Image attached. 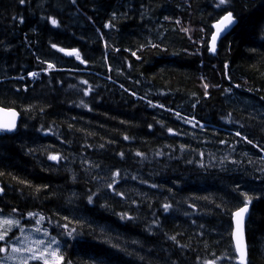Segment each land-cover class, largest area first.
<instances>
[{"label":"trees","instance_id":"trees-1","mask_svg":"<svg viewBox=\"0 0 264 264\" xmlns=\"http://www.w3.org/2000/svg\"><path fill=\"white\" fill-rule=\"evenodd\" d=\"M216 3L26 0L20 5L0 0V90L9 97L0 107L21 115L16 133L0 136L2 233H17V226L3 220L19 219V227L23 221L31 230L39 226L56 235V221L63 222L71 207L78 209L81 223L70 227L79 235L61 239L72 246L64 254L73 264H92L90 257L99 249L115 252L111 244L132 253L116 254L120 264H227L226 254L236 264L231 213L238 204L232 189L239 182L243 190L254 188L261 196L250 205L246 237L248 264H264V48L259 47L264 23L255 45L247 42L242 21L212 55L207 51L212 25L223 14ZM228 7L237 19H253L264 13V0H230ZM49 16L61 26L43 19ZM105 23L111 26L104 28ZM149 40L158 48L147 45ZM51 43L76 49L87 63L51 49ZM37 56L62 70L45 74ZM29 71L39 77L30 79ZM20 75L25 80L11 79ZM25 85L27 92L14 94ZM89 86L92 91L84 96L81 90ZM81 100L87 108L78 106ZM149 100L163 107L149 106ZM29 104L33 110L25 111ZM176 112L195 117L204 129L177 119ZM237 131L253 144L237 137ZM48 155L67 159L52 161ZM116 171L120 176L114 187L124 192L123 199L105 188ZM153 183L158 187L151 188ZM89 189L100 190L93 205L87 204ZM105 203L108 207H100ZM164 203L172 204L168 213ZM29 211L37 216L24 221ZM121 212L134 219L121 220ZM39 215L45 219L37 225Z\"/></svg>","mask_w":264,"mask_h":264},{"label":"snow or ice","instance_id":"snow-or-ice-1","mask_svg":"<svg viewBox=\"0 0 264 264\" xmlns=\"http://www.w3.org/2000/svg\"><path fill=\"white\" fill-rule=\"evenodd\" d=\"M18 3L20 5H24L26 3V0H18ZM229 3H230V0H217L215 7L219 9L223 14L212 25V27L216 31H214L211 34L210 42L207 45V51L209 53H212V54L217 53V41L220 37L221 32H224L226 29L233 27V26H236V27L241 26L242 21H243V27L245 31V38L247 42L253 45H255L257 42V39H258L257 31H258L260 24L264 23V13H262V15L258 18H253V19L239 18L237 19L233 15L234 9L229 10V7H228ZM71 4L73 5L77 4V0H71ZM113 16H115V13H113ZM43 19H46L51 24L52 27L59 28L61 26L59 21L51 16L43 18ZM164 19L168 20L169 17L165 16ZM13 20L16 21L17 17H13ZM18 22L23 24L25 22L24 18L20 17ZM177 23H179V21H177ZM110 26H111L110 23H105L103 25L104 28H109ZM183 30L188 31V29H183ZM201 31H203V29H201ZM99 39L101 41H104L103 33L100 34ZM259 39H260L259 47L264 48V37H260ZM147 45H149L152 48H158V45L153 43L150 40L147 41ZM50 48L56 49L59 53H65L69 57L74 56L75 59L80 62V64L87 63L85 59L81 58L80 52L77 51L76 49H72L71 51H69L68 49L64 47H58L56 43H51ZM105 48H107L106 43H105ZM113 51L119 52L120 50L118 48H114ZM253 51H255V48H253ZM132 55L135 56L136 53L133 52ZM137 58L139 59V57ZM36 59L40 62V64L46 65V67L41 69V71H43L45 74H48L50 70H56V71L62 70V69H57L56 65L52 62L41 60L39 56H37ZM104 59L107 60L106 53L104 55ZM224 68L227 69L228 65L224 64ZM27 76L32 77V78H37L39 77V73L35 71H29L27 73ZM11 79L23 81L25 80V76L20 75L18 77H13ZM109 79H111V77H109ZM81 84L88 85V81L82 80ZM203 86L205 89L204 95L207 96L208 95L207 89L209 88V85L205 83ZM69 87L75 88L76 86L69 85ZM121 87L123 88V85H121ZM236 87H239V85H236ZM9 91H13V90H9ZM21 91L27 92L28 91L27 85H25L23 88H15L14 94L19 95ZM81 91H83L84 96H88L89 93L92 91V89H91V86H89L88 88L82 89ZM125 91H127V89H125ZM131 95L135 96L136 93L133 92L131 93ZM8 99L9 97L7 93L0 90V102L6 101ZM148 105L153 106V107H161V108L163 107V105H153L152 101L150 100L148 101ZM78 106H83L85 108L88 107V105L83 100L80 101V105ZM195 106H196L195 104L192 105L193 108H195ZM32 110H33V105L31 104H29L25 108V111H32ZM39 110L41 112L44 111L43 108H40ZM0 111H4V109L0 108ZM89 111H91L90 108H89ZM9 114L12 117V119L4 123H0V133H16L17 132V125L15 122L16 112L10 111ZM175 116L177 117V119H183L185 123H191L192 127L194 128L199 127L202 130L204 129V125L200 121H195V117H186V116L181 117L180 112H176ZM193 121H195V123H192ZM69 127H71V125H69ZM148 128L151 129L152 125L149 124ZM167 131L168 133H173L172 128H168ZM174 134H178V133H174ZM235 135L247 141L248 144H253V141L249 140L246 136L242 137L239 131H237ZM124 139L128 140L129 137L124 136ZM221 143H224V141H221ZM100 147L103 148L104 145L101 144ZM29 151H33V150L29 149ZM262 151H264V149H262ZM118 155L121 158H123L125 154L121 152V153H118ZM135 155L139 157L142 155V153L136 152ZM201 155H203V153H201ZM245 155H247V153H245ZM47 159L59 162L61 159H67V157H61L58 155H48ZM260 159H261V162L264 163V156H262ZM189 163H191V161H189ZM221 163H223V161H221ZM232 163H236V162L232 161ZM249 163H252V161L249 160ZM202 166L203 165H201V167ZM96 167H100V165H96ZM260 170L261 172H264V168H261ZM69 171H71V169H69ZM3 174L4 173H0V175H3ZM118 176H120L119 171L113 172L112 177L109 179L108 182H106L105 188L109 192H111L112 195L123 199L125 197L124 192L117 191L114 187L117 184V180L115 179V177H118ZM132 179L135 180L136 177L133 176ZM72 180L73 181L76 180L75 175L72 176ZM141 183H145V181H141ZM43 187L46 189L48 186L44 185ZM150 187L157 188L158 185L153 183L150 185ZM39 190L40 189L37 188V191ZM169 191H171V189H169ZM232 192L235 194L236 199L238 201L236 210L231 213L232 218L235 219L236 221V228H235V232L233 233L235 237V241H236L234 254L236 255V258L241 261V264H247L246 260L244 259L245 257V243H244V238H243L244 223H245L246 216L249 214V207L252 204L253 200L254 199L258 200L261 198V196L256 195V190L254 188H249L248 191L243 190L239 182L235 183L234 188L232 189ZM3 194H4V189L0 187V195H3ZM75 195H76L75 193L72 194V196H75ZM99 196H100L99 189H97L95 192L89 189L88 192L86 193L87 204L93 205L95 201L99 199ZM72 202H73L72 198L69 197V200H68L69 205H71ZM133 203H135V201H133ZM100 207L106 208L108 207V205L105 203V204L100 205ZM189 207L195 208L196 205L191 204L189 205ZM216 207L220 208L221 205H216ZM162 208L165 213H168L169 210L172 208V204L164 203L162 205ZM221 210H224V209H221ZM66 211L69 212V215L62 216L61 219L63 222H61L60 220L56 221V224L53 228V231H55L56 228L60 229V231L56 235H52L51 232L47 228H45L43 231H41L40 228H36L35 231L39 237L37 239H32L28 236L23 235L24 229L22 227H19L20 225L19 219L3 220L4 224L10 225V226L12 225L17 226L19 228L21 236H16L14 233L12 235H9L8 233L10 229L6 230L4 233H0V264H13V262H15V264H30V262H37V264H73L72 259L67 258L64 254V251L67 248H71L72 246L68 244L67 241L62 240L61 238L66 236L68 238L75 239L74 234L79 235V232L77 231L76 227H70V225H72L73 223L79 225L81 221L75 216V213L78 211V209L70 207L66 209ZM89 211H92V209H89ZM11 213L15 214L16 209L12 208ZM3 215H4L3 210L0 209V216H3ZM117 215L119 216L121 220L131 221L134 219V217L128 215V213L126 212H121V213H118ZM27 216L29 218H35L37 214L29 211L27 213ZM44 219L45 218L43 215H39V218L35 219V223L39 225ZM48 222L51 223V220H49ZM195 222L196 221H193V223ZM153 223L159 226L157 221H153ZM200 227L203 228V225H201ZM201 235H203V233H201ZM169 239L175 241L176 237L172 236V237H169ZM101 243H108V242L101 241ZM133 243L135 244L138 242L133 241ZM62 245H63V248H62ZM81 247H86V244H82ZM110 248L114 249L115 252L109 251V249L107 248L97 250L95 254L92 257H90L92 264H120V262L117 259H115L116 254L120 252H124L127 255H132V253H127V250L124 248H121L118 244H111ZM141 259H143V257H141ZM223 259L227 262V264H230L232 255L226 254L223 257Z\"/></svg>","mask_w":264,"mask_h":264},{"label":"water","instance_id":"water-1","mask_svg":"<svg viewBox=\"0 0 264 264\" xmlns=\"http://www.w3.org/2000/svg\"><path fill=\"white\" fill-rule=\"evenodd\" d=\"M235 28V26L233 27H230L228 29H226L224 32H221L220 34V37L217 41V46L220 44L221 40L224 39L227 35H229L231 33V31ZM216 31L214 28H213V32ZM210 42V41H209ZM4 109V111H0V123H4L10 119H12V117L10 116V111H14L16 112V117H15V122H16V125L18 126V123L20 121V114L14 110V109H7V108H2ZM2 133H0L1 135ZM5 134H12V133H5ZM249 212H250V208H249ZM248 218H249V214L246 216V219H245V223H244V232H243V238H244V243H245V257L244 259L248 260V246H247V240H246V222L248 221ZM233 221V233L235 232V228H236V221L235 219L232 220ZM232 239H233V243H234V246H235V237L234 235L232 236ZM238 264H241V261L238 259Z\"/></svg>","mask_w":264,"mask_h":264},{"label":"rangeland","instance_id":"rangeland-1","mask_svg":"<svg viewBox=\"0 0 264 264\" xmlns=\"http://www.w3.org/2000/svg\"><path fill=\"white\" fill-rule=\"evenodd\" d=\"M1 224H2V220H1V216H0V225H1ZM21 227L23 228V227H29V226L23 224V221H22ZM37 228H39V226H38ZM23 229H26V228H23ZM0 233H2V229H0ZM23 235H24V236H28V237H30V238H32V239H37V238H39V237H38V234L36 233L35 230L30 231V232L23 233ZM19 236H21V234H20ZM13 264H15V262H13Z\"/></svg>","mask_w":264,"mask_h":264},{"label":"bare ground","instance_id":"bare-ground-1","mask_svg":"<svg viewBox=\"0 0 264 264\" xmlns=\"http://www.w3.org/2000/svg\"><path fill=\"white\" fill-rule=\"evenodd\" d=\"M232 236H233V233H232ZM233 240V239H232Z\"/></svg>","mask_w":264,"mask_h":264}]
</instances>
